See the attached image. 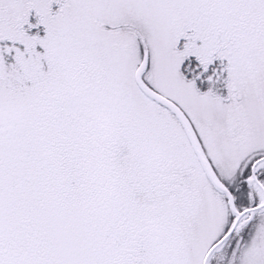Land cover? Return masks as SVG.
I'll return each mask as SVG.
<instances>
[{
  "label": "snow or ice",
  "instance_id": "1",
  "mask_svg": "<svg viewBox=\"0 0 264 264\" xmlns=\"http://www.w3.org/2000/svg\"><path fill=\"white\" fill-rule=\"evenodd\" d=\"M0 264H264V0H0Z\"/></svg>",
  "mask_w": 264,
  "mask_h": 264
}]
</instances>
